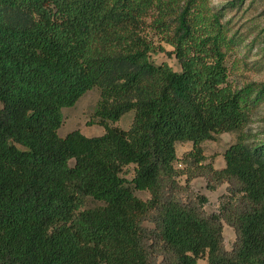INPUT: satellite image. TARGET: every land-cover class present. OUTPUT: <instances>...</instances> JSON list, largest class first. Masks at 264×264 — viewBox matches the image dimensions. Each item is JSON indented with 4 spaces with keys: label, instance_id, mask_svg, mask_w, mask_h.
Here are the masks:
<instances>
[{
    "label": "trees",
    "instance_id": "obj_1",
    "mask_svg": "<svg viewBox=\"0 0 264 264\" xmlns=\"http://www.w3.org/2000/svg\"><path fill=\"white\" fill-rule=\"evenodd\" d=\"M246 1L0 0V264H264V141L246 130L264 80L230 63ZM94 87L104 133L60 136ZM232 131L216 167L203 143ZM197 177L227 184L218 211Z\"/></svg>",
    "mask_w": 264,
    "mask_h": 264
},
{
    "label": "rangeland",
    "instance_id": "obj_2",
    "mask_svg": "<svg viewBox=\"0 0 264 264\" xmlns=\"http://www.w3.org/2000/svg\"><path fill=\"white\" fill-rule=\"evenodd\" d=\"M226 0H214L216 3H222ZM235 29L241 34L240 45L230 59V63L234 62V66H239L240 73L244 74L245 79L264 80V0H247L242 9L234 10ZM230 16H232L230 14ZM158 38H156V41ZM167 49L171 47L164 44ZM157 63L167 61L175 70L180 69L178 60L174 56H169L164 52L153 56ZM260 62V69H255V63ZM237 74V73H236ZM234 74V76H236ZM100 98V89L94 87L88 90L77 103L73 106L62 108L64 116L63 124L59 129L60 136H65L75 129H80L88 136L99 135L104 133V127L98 123L94 111ZM134 112L125 113L115 125L122 128H129L133 121ZM252 139L264 141V103L261 104L252 115V120L246 128ZM238 139V131L224 132L218 135L215 140H207L203 143L204 153L207 161H212L216 167L225 165L223 153L225 149ZM192 148L191 141L179 142L177 144V154L179 161L182 160L184 154ZM179 164V163H178ZM180 180L185 182V176ZM226 185L223 184L218 189L212 190L207 187L204 177H197L192 181V187L195 192L207 196L208 201L205 204L207 212L212 213L219 209V198L226 193ZM135 193L146 199L149 193L144 190H135ZM101 202L90 199L87 207H95ZM235 231L231 226L224 222V237L226 246L231 249L235 241ZM205 260H200L199 264H205Z\"/></svg>",
    "mask_w": 264,
    "mask_h": 264
},
{
    "label": "crops",
    "instance_id": "obj_3",
    "mask_svg": "<svg viewBox=\"0 0 264 264\" xmlns=\"http://www.w3.org/2000/svg\"><path fill=\"white\" fill-rule=\"evenodd\" d=\"M206 264V263H205Z\"/></svg>",
    "mask_w": 264,
    "mask_h": 264
}]
</instances>
